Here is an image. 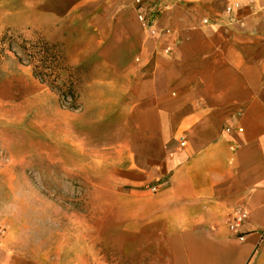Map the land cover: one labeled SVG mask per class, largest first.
<instances>
[{
    "label": "crops",
    "instance_id": "crops-1",
    "mask_svg": "<svg viewBox=\"0 0 264 264\" xmlns=\"http://www.w3.org/2000/svg\"><path fill=\"white\" fill-rule=\"evenodd\" d=\"M140 1L0 0V29L94 32L117 122L94 133L118 144L126 222L157 224L169 264H264V0ZM239 208L242 241L227 228Z\"/></svg>",
    "mask_w": 264,
    "mask_h": 264
},
{
    "label": "rangeland",
    "instance_id": "rangeland-1",
    "mask_svg": "<svg viewBox=\"0 0 264 264\" xmlns=\"http://www.w3.org/2000/svg\"><path fill=\"white\" fill-rule=\"evenodd\" d=\"M9 23L0 37L9 30L56 45L68 66L64 78L78 80V88L74 101L63 99L62 90L41 83L32 68L8 70L12 64H6L0 80V244L6 256L21 264H169L157 224L126 222V190L107 156L118 144L94 133L117 123L110 117L114 80L96 77L108 72L93 53L94 32L84 22L37 29Z\"/></svg>",
    "mask_w": 264,
    "mask_h": 264
},
{
    "label": "trees",
    "instance_id": "trees-1",
    "mask_svg": "<svg viewBox=\"0 0 264 264\" xmlns=\"http://www.w3.org/2000/svg\"><path fill=\"white\" fill-rule=\"evenodd\" d=\"M32 68L33 76L54 90H62L61 97L74 101L78 80L65 79L68 70L61 51L43 39L27 40L21 34L5 31L0 37V80L7 76L6 64ZM74 109V107H71Z\"/></svg>",
    "mask_w": 264,
    "mask_h": 264
},
{
    "label": "built area",
    "instance_id": "built-area-1",
    "mask_svg": "<svg viewBox=\"0 0 264 264\" xmlns=\"http://www.w3.org/2000/svg\"><path fill=\"white\" fill-rule=\"evenodd\" d=\"M136 4H140V0H135ZM140 20L147 25H151L153 23V17H146L143 15L139 16ZM152 191L155 193L158 191V187L152 188ZM248 219V212L242 208L236 210L234 216L229 218L227 221V228L229 232H232L237 235L238 240L242 241L244 239L243 235L240 234V228L242 227L243 223Z\"/></svg>",
    "mask_w": 264,
    "mask_h": 264
}]
</instances>
